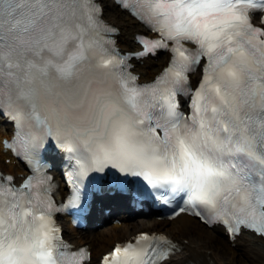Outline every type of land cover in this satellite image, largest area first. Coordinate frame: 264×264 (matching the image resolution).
Returning <instances> with one entry per match:
<instances>
[{"label": "snow or ice", "instance_id": "1", "mask_svg": "<svg viewBox=\"0 0 264 264\" xmlns=\"http://www.w3.org/2000/svg\"><path fill=\"white\" fill-rule=\"evenodd\" d=\"M114 2L147 30L136 52L104 39L119 29L102 19V0H0V118L14 127L0 144L29 172L19 185L0 173V264H90L53 217L79 207L89 174L109 169L117 191L131 176L135 195L179 201L173 217L264 239V0ZM161 52L167 66L138 83L129 61ZM49 145L69 153L60 202ZM177 247L141 233L101 264H164Z\"/></svg>", "mask_w": 264, "mask_h": 264}, {"label": "bare ground", "instance_id": "2", "mask_svg": "<svg viewBox=\"0 0 264 264\" xmlns=\"http://www.w3.org/2000/svg\"><path fill=\"white\" fill-rule=\"evenodd\" d=\"M102 3L106 19L119 29L118 39L121 46L124 48L132 46L133 42L131 40L135 34L140 32V26L131 18H123V15L116 9L112 0H102ZM163 62L164 57H160L157 61H144L142 65H139L137 68L141 74V79L146 81L151 80L153 75L160 70ZM3 127L5 131L6 127ZM2 135L3 133L0 132V136ZM0 157H3L1 152ZM2 166L10 171L19 170L17 165L13 166L10 164L5 166L2 164ZM194 222L195 220L185 215H180L170 223H157L152 218L140 221L128 220L119 228L108 226L101 229L100 232L93 231L91 233H84L82 237L75 242L82 244L85 241L89 244H93V249L90 254V264H94L98 251L105 249L112 240L118 242L124 237L134 234L144 225L148 227L160 225V228L163 227L162 232L168 233L171 237L175 238L179 244V252L174 258L164 264H235L236 257L239 254L248 259L249 264H264V239L243 234L233 242L234 247L231 249L232 252L230 256L225 257L222 256L223 252L221 250L217 251L210 246L211 231L209 235L204 237L203 241L201 238L192 234ZM71 230H69L68 233L73 235ZM213 230L221 239L225 238L221 235L220 230ZM225 240L227 244H231L226 238Z\"/></svg>", "mask_w": 264, "mask_h": 264}, {"label": "rangeland", "instance_id": "3", "mask_svg": "<svg viewBox=\"0 0 264 264\" xmlns=\"http://www.w3.org/2000/svg\"><path fill=\"white\" fill-rule=\"evenodd\" d=\"M192 234L198 238H201V240H204V237L209 235V233L206 230H204L203 228L198 227V226H196L192 229ZM209 244L213 249H215L217 251L221 250L225 257L230 256L231 249H232V248H230L231 246L229 247L225 242L221 241L218 236H216V235L211 236V243H209ZM109 246L110 245H108V247ZM235 264H249V261L239 254L236 257Z\"/></svg>", "mask_w": 264, "mask_h": 264}]
</instances>
